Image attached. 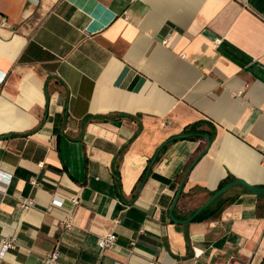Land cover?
<instances>
[{
  "label": "crops",
  "instance_id": "obj_1",
  "mask_svg": "<svg viewBox=\"0 0 264 264\" xmlns=\"http://www.w3.org/2000/svg\"><path fill=\"white\" fill-rule=\"evenodd\" d=\"M188 169L178 220L264 186V0H0V264H261L264 194L175 222Z\"/></svg>",
  "mask_w": 264,
  "mask_h": 264
},
{
  "label": "trees",
  "instance_id": "obj_2",
  "mask_svg": "<svg viewBox=\"0 0 264 264\" xmlns=\"http://www.w3.org/2000/svg\"><path fill=\"white\" fill-rule=\"evenodd\" d=\"M205 121H199V122H195V123H191L189 125H187L183 131L176 136H173L171 138H169L163 145H161L158 150L156 151L155 155L150 158L149 163L146 167V169L144 170L143 174L141 175V177L139 178L135 188H134V193H133V197L132 199L136 198L138 196V194L140 193L141 188L144 186V184L146 183L147 179L150 176L151 173V166L153 163L157 162L160 157L162 156V154L167 150V148L173 144L174 142L181 140V139H189V140H197L199 138H207V145L206 147L200 152V155L204 154L207 151V147L211 144V142L214 140L215 136H216V128L212 127L211 129H206L203 126L205 125ZM187 168H190L189 166ZM230 180H234L233 177H228V179H226L225 181H223L220 185H219V189L221 187H223L226 183H228ZM117 186L119 188V194L121 197H123V193L121 192V180L118 181ZM198 190H204V188L202 187H198ZM214 192H211V194H213ZM226 200L228 199H223L222 196H220L214 203H212L209 207L205 208L202 212H200L198 215H196L192 221H202L208 218H211L215 215H217L223 204L226 202ZM194 213V212H193ZM192 213V214H193ZM261 264H264V258L261 261Z\"/></svg>",
  "mask_w": 264,
  "mask_h": 264
},
{
  "label": "water",
  "instance_id": "obj_3",
  "mask_svg": "<svg viewBox=\"0 0 264 264\" xmlns=\"http://www.w3.org/2000/svg\"><path fill=\"white\" fill-rule=\"evenodd\" d=\"M188 172H189V169L184 173V175H183V177H182V179L180 181L179 188H178V190L176 192L175 199H174V201L172 203V206H171V209H170V216H171L172 220L175 221V222H182V223L190 222L196 215H198L200 212H202L205 208L209 207L220 196H222L228 189H230L231 187H233L235 185H241V186L245 187L246 189H248L249 191H252L253 193H255L257 195H263L264 194V186H258V185H255V184H251V183H249L246 180L237 178V179H234V180L226 183L223 187H221L220 189H218L217 191H215L209 197V199L207 201H205L202 205H200L194 211V213L190 217H188L187 219L178 220L175 217L174 210H175V208L177 206L179 197H180V195L182 193V190H183L185 181H186L187 176H188Z\"/></svg>",
  "mask_w": 264,
  "mask_h": 264
},
{
  "label": "built area",
  "instance_id": "obj_4",
  "mask_svg": "<svg viewBox=\"0 0 264 264\" xmlns=\"http://www.w3.org/2000/svg\"><path fill=\"white\" fill-rule=\"evenodd\" d=\"M8 20L4 17L2 20V24L7 25ZM73 201L75 203H79V198L78 197H74ZM58 204L61 203V201H55ZM55 203V204H57ZM32 206H34V201L31 198H24L21 202V207L23 209H29ZM63 223L65 224V226L67 228H72L73 224H72V215H70L67 220L63 221ZM117 241V235L113 232H109L106 233L105 235L101 236L98 240L99 246H101L102 248H110L113 247L116 244ZM17 243L15 241V239L13 237L9 238L6 237L3 239V249L4 250H8L9 248H14L16 247ZM59 257H60V253L58 250H54L53 252L47 254L44 256V262L45 264H58L59 263ZM150 264H156L154 261L151 262Z\"/></svg>",
  "mask_w": 264,
  "mask_h": 264
},
{
  "label": "rangeland",
  "instance_id": "obj_5",
  "mask_svg": "<svg viewBox=\"0 0 264 264\" xmlns=\"http://www.w3.org/2000/svg\"><path fill=\"white\" fill-rule=\"evenodd\" d=\"M261 213H264V200L261 202Z\"/></svg>",
  "mask_w": 264,
  "mask_h": 264
}]
</instances>
